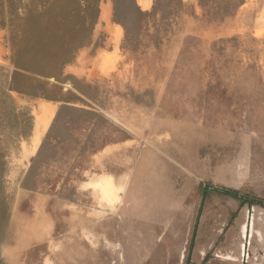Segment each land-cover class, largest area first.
<instances>
[{
    "label": "rangeland",
    "instance_id": "374dc122",
    "mask_svg": "<svg viewBox=\"0 0 264 264\" xmlns=\"http://www.w3.org/2000/svg\"><path fill=\"white\" fill-rule=\"evenodd\" d=\"M0 264H264V0H0Z\"/></svg>",
    "mask_w": 264,
    "mask_h": 264
},
{
    "label": "bare ground",
    "instance_id": "6f19581e",
    "mask_svg": "<svg viewBox=\"0 0 264 264\" xmlns=\"http://www.w3.org/2000/svg\"><path fill=\"white\" fill-rule=\"evenodd\" d=\"M140 1L144 2L145 4H147V3H149L150 0H140ZM110 14H111V6L109 5V6L104 7L103 17L105 19H107L108 21H109ZM120 34H121L120 28H117V30L114 32L113 40H115L117 42L118 41V37L120 36ZM116 58H115L114 55L113 56L104 57L103 60L101 59L100 61L97 62L96 68L93 71L91 70L92 74L98 75L101 71L108 70L109 67L113 66L114 61L116 60ZM73 71L78 73L79 69L75 68ZM39 103L42 104L41 105L42 106V110H41L40 115L37 118L38 119V128H37V132H36V136H35V139H36L35 145H38L43 132L48 127L50 121L53 118L54 112H55V105H53L52 103H47L46 101H39ZM242 229L243 230L248 229L247 228V224H244ZM228 257H229V255H228Z\"/></svg>",
    "mask_w": 264,
    "mask_h": 264
},
{
    "label": "clouds",
    "instance_id": "9594fccd",
    "mask_svg": "<svg viewBox=\"0 0 264 264\" xmlns=\"http://www.w3.org/2000/svg\"><path fill=\"white\" fill-rule=\"evenodd\" d=\"M88 173L84 176L87 178ZM123 178H117L111 174L98 176L94 180L86 179L82 185L85 190H94L100 199L106 201L108 204L120 203V195L125 191V185L121 182Z\"/></svg>",
    "mask_w": 264,
    "mask_h": 264
},
{
    "label": "trees",
    "instance_id": "16d2710c",
    "mask_svg": "<svg viewBox=\"0 0 264 264\" xmlns=\"http://www.w3.org/2000/svg\"><path fill=\"white\" fill-rule=\"evenodd\" d=\"M219 190L220 192L224 193V194H228V195H231V196H234V197H239V192L235 189H225V188H222V189H217ZM206 193V191H205ZM255 202H259V201H256V200H251V203H255Z\"/></svg>",
    "mask_w": 264,
    "mask_h": 264
},
{
    "label": "crops",
    "instance_id": "0c3cea01",
    "mask_svg": "<svg viewBox=\"0 0 264 264\" xmlns=\"http://www.w3.org/2000/svg\"><path fill=\"white\" fill-rule=\"evenodd\" d=\"M228 256V255H227ZM240 256V255H239ZM239 260H240V258H239ZM236 262H238V261H236Z\"/></svg>",
    "mask_w": 264,
    "mask_h": 264
}]
</instances>
